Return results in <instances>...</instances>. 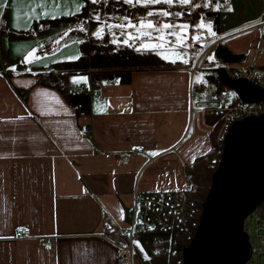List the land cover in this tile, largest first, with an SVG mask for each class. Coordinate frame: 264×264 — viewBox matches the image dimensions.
<instances>
[{
    "label": "crops",
    "instance_id": "1",
    "mask_svg": "<svg viewBox=\"0 0 264 264\" xmlns=\"http://www.w3.org/2000/svg\"><path fill=\"white\" fill-rule=\"evenodd\" d=\"M216 1L207 10L221 20L211 52L225 45L244 56L242 63L264 67V0ZM82 7L83 0H0V57L21 61L56 31L72 36L67 27L37 36L33 25ZM176 59L165 68L120 73L110 86L71 75L68 89L90 94L91 110L79 116L60 91L37 83L39 77L0 73V264H116L117 247L101 237L104 213L125 229L135 193L189 190L188 168L213 147L214 126L204 108L220 103V77L196 83L190 59ZM73 77L85 78L71 86ZM14 87L29 88L26 103ZM194 90L199 98L191 96ZM140 146L130 163L118 162V152ZM18 226L37 237L17 238ZM140 262L136 255L134 264Z\"/></svg>",
    "mask_w": 264,
    "mask_h": 264
},
{
    "label": "trees",
    "instance_id": "2",
    "mask_svg": "<svg viewBox=\"0 0 264 264\" xmlns=\"http://www.w3.org/2000/svg\"><path fill=\"white\" fill-rule=\"evenodd\" d=\"M146 8L142 7H129L123 0H98V3L93 4L91 0H83V7L79 13L69 16H61L54 19L40 20L33 25L34 35H41L48 33L54 27H69L75 24L83 26L71 30L70 34L75 37L80 49V54L73 59H63L55 61L48 67L31 66L32 69H48L44 74L39 72H23L21 75H31L39 77L37 83H42L56 88L63 95L68 104L76 108L77 116L87 114L91 110L90 94L86 91L75 90L70 91L67 87L71 75H86L91 80H112L120 73L131 70L143 69H157L165 68L171 65V62L162 59L153 51H136L134 47H120L113 44L111 36L105 34L103 38L94 34L103 23V20H108L109 16H121L125 18H132L133 14H143ZM205 15L213 19V24L216 31H219L220 15L218 11H206ZM133 19V18H132ZM41 25H47L42 29ZM75 32V33H74ZM26 35H31L27 33ZM21 36V35H17ZM215 56L225 64L228 62H242L244 56L242 54H233L225 45H218L214 50ZM0 57V73L5 75L8 79L12 78L16 73L12 74L18 66H24L19 58H11L8 55L2 54ZM173 64V63H172ZM15 67V68H14ZM51 68L57 70L49 71ZM213 72L212 81H216V76H219L216 69L217 67L208 68ZM215 73V76H214ZM12 74V75H11ZM42 76V77H41ZM48 77V80L45 79ZM217 91L230 90L231 88L222 82L216 83ZM29 88L14 90L22 97V101L26 103ZM231 91H233L231 89ZM218 92V93H219ZM234 92V91H233ZM235 98L239 99L237 95ZM210 122L214 126L213 132L216 133L218 129L217 118L209 116ZM211 134V140L213 134ZM216 143L213 140V144ZM219 146L224 148L223 142H219ZM218 165L210 166L206 160V156L198 158L192 164V170H189V179L191 187L186 190L187 197L191 204L190 208L185 211L183 219V227L177 228L174 232H164L161 230L154 231L139 235L138 241L143 246V251L146 254L145 259L140 258V264H173L175 258L171 255L170 251L173 247L178 252L188 246L192 241V237L199 226V220L202 216V204H204L208 191L212 186V175L217 170ZM177 240V244L173 241Z\"/></svg>",
    "mask_w": 264,
    "mask_h": 264
},
{
    "label": "water",
    "instance_id": "3",
    "mask_svg": "<svg viewBox=\"0 0 264 264\" xmlns=\"http://www.w3.org/2000/svg\"><path fill=\"white\" fill-rule=\"evenodd\" d=\"M216 71L244 102H264V87ZM222 154L182 264H246L251 257L244 221L264 202V113L233 122Z\"/></svg>",
    "mask_w": 264,
    "mask_h": 264
},
{
    "label": "built area",
    "instance_id": "4",
    "mask_svg": "<svg viewBox=\"0 0 264 264\" xmlns=\"http://www.w3.org/2000/svg\"><path fill=\"white\" fill-rule=\"evenodd\" d=\"M221 67L227 71L228 75L234 79H245L248 82L254 83L260 87H264V67L257 66L254 63L242 62H228L222 64ZM116 80L106 82L111 85ZM104 81L96 80L93 85L101 86ZM88 92L86 88L79 89ZM193 98H199L201 91H192ZM220 103L217 106H210L204 108V112L209 116L217 118L218 129L216 140L223 142L224 137L231 127L233 122L237 120L259 116L264 113V102L247 103L240 98H233L230 90L222 91L218 94ZM83 136L89 135L87 130H81ZM211 148L210 154L206 155V160L210 166L218 165L222 158L223 148ZM143 147L128 149L117 153L118 162L120 164L130 163V155L133 152L143 151ZM192 170V165L188 168ZM188 171V177H189ZM134 202L132 206L126 210L127 226L125 229L119 226L116 219L111 214L104 213L100 227L102 228V236L107 241L117 247V263L116 264H134L136 255L134 252L135 241L138 240L139 235L153 233L154 231L161 230L164 232H174L177 228L183 227V219L186 209L190 208V200L187 197L186 190L175 191H157L149 193H135ZM255 222V230L248 233L250 236V250L251 257L247 262L253 261L257 258L258 264L261 262V257L264 256V202H262L254 213L251 214ZM245 223V221H244ZM246 228V223H245ZM15 232L17 238H35L29 227L18 226ZM177 244V240L173 241ZM46 249H52L53 244L49 240H44ZM171 255L175 258L173 264H182V250L177 251L175 247L170 251Z\"/></svg>",
    "mask_w": 264,
    "mask_h": 264
},
{
    "label": "rangeland",
    "instance_id": "5",
    "mask_svg": "<svg viewBox=\"0 0 264 264\" xmlns=\"http://www.w3.org/2000/svg\"><path fill=\"white\" fill-rule=\"evenodd\" d=\"M126 4H128L129 7L138 6L146 8V11L143 14H133V19H125L123 16L120 18L117 15L109 16L107 21L103 20L101 26L95 29L94 34H96V36H100L101 38H103L105 34H109V36H111V40L109 41H111L116 46L134 47L136 51L142 52L153 51L164 60L171 62V65L174 63L172 60H177L176 58L181 59L183 62L190 59L192 64L191 68H193L195 71L194 75L196 77V83H198L200 78L213 77L211 76L213 72L207 70V68H218L220 67L221 62L218 60V58L214 57V54L211 52L214 45L213 42L216 38V29L213 24V19L205 15V12L218 6L216 0H191L189 5H181L178 2L174 3L173 5H167L164 3L157 5H145L137 3ZM163 11H167L171 15L169 17H163L159 15V13ZM149 12H152L153 15L148 16ZM142 20L146 22H152L155 28H140L139 25ZM129 22L133 25H136V27H127ZM164 23H170L174 25V27L169 30H164L163 33L155 30ZM117 25H125V27H117ZM182 25H187V29L182 31L180 28ZM201 25L203 27H201ZM81 26L83 25L75 24L67 28L74 31V29H80ZM57 32L58 31H56L57 35L55 34L51 38L48 37L39 42V44L36 43V49L30 52L25 58H21V63L24 64V66H18L17 69L14 67L15 71L12 74L23 72L26 73L31 71L34 73L39 72V74H44L48 71V69H43V71H41L42 69L35 70L29 65L39 66V62H42L44 65H46L48 64L49 59H55L56 61H59L63 59L67 60L76 58L79 53H76L75 51H80L78 48V43L74 40H71V37L68 34L63 35L62 33L58 34ZM65 33L68 32L66 31ZM160 35L164 36L163 40L158 39ZM177 36H180L181 39L178 40ZM161 44L163 47H160ZM144 45H148V47L145 48ZM155 48L160 49V52H156L154 50ZM186 51H188V53H186ZM187 54H189V56H187ZM38 58H40L39 62L37 61ZM55 70L57 69L51 68L49 71L54 72ZM77 78L78 77H73L71 79V86L78 85L80 80L82 81V79L85 77H81L80 79ZM45 79L48 80V77H45ZM216 134L217 131L213 134L212 140H214V142L216 141L214 146L219 148L220 146L219 142L216 140ZM245 223V229H247L249 233H252L255 230V222L252 215L247 216ZM134 241L135 255H137L139 258L145 259L146 254L143 251L142 244L138 240ZM246 264H258L257 258H254L252 262L249 261ZM260 264H264V256L261 257Z\"/></svg>",
    "mask_w": 264,
    "mask_h": 264
},
{
    "label": "snow or ice",
    "instance_id": "6",
    "mask_svg": "<svg viewBox=\"0 0 264 264\" xmlns=\"http://www.w3.org/2000/svg\"><path fill=\"white\" fill-rule=\"evenodd\" d=\"M56 2V0H54V3ZM91 2L93 4H96L98 3V0H91ZM125 3H129V4H132V3H137V4H145V5H157V4H161V3H164V4H167V5H173L174 3H179L181 5H189L191 3V0H124ZM66 15L69 14V13H65ZM72 14H75V13H72ZM153 13L152 12H149L148 13V16H152ZM159 15L163 16V17H169L171 14L167 11H163V12H160ZM127 19V18H125ZM117 27H125V25H117ZM127 27H136V25H133L131 24L130 22L127 24ZM140 28H148V29H154L155 26L153 25L152 22H146V21H141L140 22V25H139ZM174 25L170 24V23H164L162 24L159 28H156L155 30L157 31H160L161 33H163L164 30H169L171 28H173ZM187 25H182L180 26L181 30L184 31L187 29ZM201 27H203L201 25ZM210 30V29H209ZM158 39L160 40H163L164 39V36L163 35H160L158 37ZM177 39H181L180 36H177ZM145 48L148 47V45H144ZM160 47H163V45L161 44ZM152 155H156V153H152Z\"/></svg>",
    "mask_w": 264,
    "mask_h": 264
}]
</instances>
